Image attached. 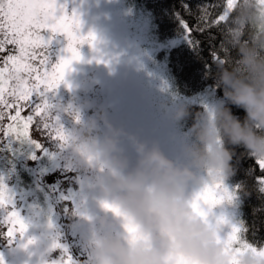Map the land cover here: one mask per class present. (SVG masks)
<instances>
[{"label": "rangeland", "instance_id": "rangeland-1", "mask_svg": "<svg viewBox=\"0 0 264 264\" xmlns=\"http://www.w3.org/2000/svg\"><path fill=\"white\" fill-rule=\"evenodd\" d=\"M58 3L64 5L67 12L70 9L84 13L100 32L106 50L119 59V83L123 89L120 103L127 105L130 116L129 132L119 141L124 138L130 144L137 160L139 155L132 137L149 147L158 145L177 163H187L184 145L190 143L192 137L183 119L175 118L177 109L201 104L206 112L220 100L214 97L212 90L193 96L175 92L165 62L158 59V54L178 39L158 41L149 15L135 9L127 0H58ZM50 33L45 30L42 34L47 39ZM51 48L56 52L58 45L51 41ZM33 63L39 66L38 61ZM8 76L6 72L4 78ZM21 76L27 78L25 73ZM32 82L29 80V86ZM14 84V80L10 81L8 87ZM5 99L13 107L0 104V184L7 188L11 202L0 206V264H64L67 256H71L72 264H92V257L80 252L78 245L88 236L93 238L96 233L91 229L93 223L105 220L107 226L97 232L117 235L125 231L124 224L105 207L110 201L102 194L100 180L78 177L64 192L56 184L58 175H66L67 170L82 166L70 147L71 134L70 128L63 124L65 117L52 118L50 110L52 122L67 137L61 140L45 129L41 117L34 114V104L42 102L39 97L33 95L30 102L16 101L5 93ZM44 99L53 105L46 96ZM18 109L19 123L10 119ZM29 115L33 116L27 129L29 139L17 138L16 132L24 130L23 121ZM9 124L16 132L5 135ZM22 171L33 176L30 187L23 185ZM225 186L229 191L234 189L228 179ZM205 187V184L191 182L186 194L195 198ZM205 210L210 223L216 224L221 218L225 221L220 224L222 237L241 223L237 196ZM12 211L19 213L27 227L23 233L17 231L9 236L8 216Z\"/></svg>", "mask_w": 264, "mask_h": 264}, {"label": "clouds", "instance_id": "clouds-1", "mask_svg": "<svg viewBox=\"0 0 264 264\" xmlns=\"http://www.w3.org/2000/svg\"><path fill=\"white\" fill-rule=\"evenodd\" d=\"M223 35L236 55L217 62L223 97L193 124L192 140L184 145L187 163L132 137L139 160L127 171L126 161L117 155L123 130L110 124L103 136L96 134L98 124L92 121L69 137L77 162L101 175L102 194L120 214L112 212L124 226L137 228L134 241L126 227L119 235L94 233L92 264H264V250L237 251L220 235V224L198 214L194 198L186 194L191 182L207 186L233 176L236 148L264 161V4L234 0ZM229 105L245 111L243 120ZM188 115L181 106L175 118Z\"/></svg>", "mask_w": 264, "mask_h": 264}, {"label": "snow or ice", "instance_id": "snow-or-ice-1", "mask_svg": "<svg viewBox=\"0 0 264 264\" xmlns=\"http://www.w3.org/2000/svg\"><path fill=\"white\" fill-rule=\"evenodd\" d=\"M264 4V0H260ZM234 7V0H226L222 14L214 21L215 25L221 22H227L230 12ZM185 30H188V25L184 24ZM80 20L75 14L68 15L65 6L58 3V0H0V53L5 52L8 45L15 46V51L18 54H8L3 58V67H0V104L13 107V104L8 103L5 99V93L8 96L14 97L16 101L30 102L33 95L39 97V103L34 104V114L41 117L43 127L49 129V132H54L56 137L61 140H66L63 130L56 126L51 119V105L44 97L46 93L56 89L64 82L66 73L70 70L73 61L81 59L79 45L87 41H92L95 38L89 34L84 36L80 33ZM45 30L51 33L63 34L67 37V49L70 53L67 57L61 58L59 63L50 64L48 55V47L51 40L46 39L42 34ZM185 38L190 44L193 41L185 35ZM223 47V45H222ZM40 50V51H37ZM219 63H227V60L215 57ZM38 61V65L33 62ZM9 66L12 71L9 72ZM50 69V70H49ZM8 72V79H5V73ZM25 73L27 78L21 76ZM15 81V84L9 88V82ZM29 80H32L29 86ZM10 119L19 123L21 113L18 109L15 115ZM33 120V116H27L23 121V131L16 132V128L12 124L8 125L5 135L16 132L17 138H28V125ZM258 166L264 170V161L257 160ZM260 187L258 191L264 193V177L259 179ZM241 185H237L232 191H229L225 186V181L213 185H207L193 200L192 206L194 210L202 215L207 216L206 207L210 210L211 206L221 203L223 200L232 201L236 198ZM11 202L8 190L0 184V206H5ZM113 212L119 215V210L111 205H105ZM221 218L218 224L224 223ZM9 231L8 235L12 236L15 232L23 233L26 231V225L16 211H12L8 216ZM19 225V228H16ZM128 232L132 235V240L136 239L137 228L132 223L125 225ZM248 228L243 222L238 226L234 225L231 232L224 237L225 241L230 245H235L237 251H244L252 248L254 251L257 248L264 250V244L255 246L249 242L246 237ZM64 264H72L71 256H67ZM235 264V262H233Z\"/></svg>", "mask_w": 264, "mask_h": 264}, {"label": "trees", "instance_id": "trees-1", "mask_svg": "<svg viewBox=\"0 0 264 264\" xmlns=\"http://www.w3.org/2000/svg\"><path fill=\"white\" fill-rule=\"evenodd\" d=\"M135 9L149 15L154 35L158 41L177 42L165 46L158 59L165 62L176 93L193 96L212 90L214 97L221 100L223 90L217 87V60L235 57V51L225 45L224 28L227 22L218 26L214 21L222 14L226 0H127ZM188 25L186 31L183 27ZM185 35L193 41L190 44ZM223 45V47H222ZM234 115L243 120L245 111L229 105ZM189 115L183 118V125L191 133L193 124L201 113V104L186 106ZM233 158L234 175L228 181L233 188L241 185L239 200L240 222L248 228L247 240L255 246L264 244V193L258 191L259 179L264 170L257 160L248 156L243 148L235 149ZM23 185L30 187L33 176L21 172Z\"/></svg>", "mask_w": 264, "mask_h": 264}, {"label": "flooded vegetation", "instance_id": "flooded-vegetation-1", "mask_svg": "<svg viewBox=\"0 0 264 264\" xmlns=\"http://www.w3.org/2000/svg\"><path fill=\"white\" fill-rule=\"evenodd\" d=\"M78 12L68 9L67 14L78 16L80 33L84 36L91 34L95 39L79 45L81 59L73 61L70 70L65 75L64 82L59 87L46 93V98L53 103L52 118L64 116L66 120L63 124L70 128L71 135L92 121L98 124L97 135L103 136L107 133L109 124L127 134L130 116L127 105L124 102L120 103L123 89L119 83V59L115 57V54L106 50L104 40L96 26L86 19L84 13ZM47 39L58 45L56 52L48 47L51 65L59 63L61 58L70 55L66 51L68 41L65 35L50 33ZM14 49L15 46L8 45L5 52L0 53V67L4 66L3 58L8 54H18ZM117 155L126 161L127 171L135 169L138 160L134 157L130 144L124 138L119 141ZM78 177L87 178L89 181L95 179L101 181V175L91 165H82L67 170L66 175H58L55 182L64 192V189L75 182ZM92 228L97 233V230L102 228L101 220L93 223ZM91 245L92 238L88 236L79 243V251L91 256Z\"/></svg>", "mask_w": 264, "mask_h": 264}]
</instances>
